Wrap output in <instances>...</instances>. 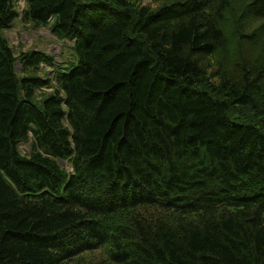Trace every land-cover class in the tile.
<instances>
[{"label": "trees", "instance_id": "16d2710c", "mask_svg": "<svg viewBox=\"0 0 264 264\" xmlns=\"http://www.w3.org/2000/svg\"><path fill=\"white\" fill-rule=\"evenodd\" d=\"M19 1L0 0V264H264V0H24L73 42L67 71L7 39Z\"/></svg>", "mask_w": 264, "mask_h": 264}, {"label": "rangeland", "instance_id": "374dc122", "mask_svg": "<svg viewBox=\"0 0 264 264\" xmlns=\"http://www.w3.org/2000/svg\"><path fill=\"white\" fill-rule=\"evenodd\" d=\"M163 0H143V5L150 6L152 9H157ZM18 11L20 13L19 19L15 21L13 26L5 31V36L11 42L12 46L23 51L40 50L51 55L61 66L65 64V68L72 70L74 65L77 64V59L73 52V42L68 40L59 39L52 35L51 28H36L32 24L22 21V12L25 9L24 0L18 2ZM46 72L50 69L46 68ZM67 71V70H66ZM21 150L24 154L29 152V146L22 144ZM62 167L68 171H72L71 166L67 162H63Z\"/></svg>", "mask_w": 264, "mask_h": 264}, {"label": "water", "instance_id": "95a60500", "mask_svg": "<svg viewBox=\"0 0 264 264\" xmlns=\"http://www.w3.org/2000/svg\"><path fill=\"white\" fill-rule=\"evenodd\" d=\"M62 164V163H61ZM62 166V165H61Z\"/></svg>", "mask_w": 264, "mask_h": 264}]
</instances>
